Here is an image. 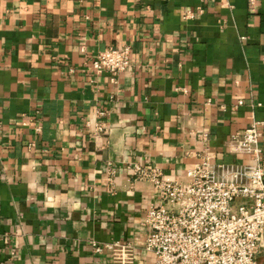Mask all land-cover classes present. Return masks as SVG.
<instances>
[{
	"label": "crops",
	"instance_id": "0c3cea01",
	"mask_svg": "<svg viewBox=\"0 0 264 264\" xmlns=\"http://www.w3.org/2000/svg\"><path fill=\"white\" fill-rule=\"evenodd\" d=\"M124 45L114 81L91 68ZM251 111L264 122V0H0V264H111L92 240L147 264L158 192L129 166L184 182L207 146L237 169L228 141Z\"/></svg>",
	"mask_w": 264,
	"mask_h": 264
},
{
	"label": "built area",
	"instance_id": "2783aa9c",
	"mask_svg": "<svg viewBox=\"0 0 264 264\" xmlns=\"http://www.w3.org/2000/svg\"><path fill=\"white\" fill-rule=\"evenodd\" d=\"M249 2L253 9L255 0ZM186 14L191 16L192 12ZM130 64L128 45L108 46L91 59V68L96 73L110 72L113 81ZM242 103V99H237L238 105ZM259 105L260 102L252 103ZM250 118L249 124L234 132L228 141L230 152L249 157V163L237 165V169L214 162L207 146L197 153L198 160L185 169L188 179L184 182L165 179L155 167L136 163L129 166L136 178L149 180L158 192L159 201L146 208L142 220L147 227L143 248L151 254L147 264H264L255 259L264 249L260 144L264 122L253 111ZM107 130L104 122L93 123V134ZM199 135L206 141V132ZM239 175L245 180H238ZM236 198L241 200L234 206ZM91 244L96 252L107 249L111 264L134 262V245L130 241L114 240L100 245L92 240Z\"/></svg>",
	"mask_w": 264,
	"mask_h": 264
},
{
	"label": "rangeland",
	"instance_id": "374dc122",
	"mask_svg": "<svg viewBox=\"0 0 264 264\" xmlns=\"http://www.w3.org/2000/svg\"><path fill=\"white\" fill-rule=\"evenodd\" d=\"M241 199L240 198H236L233 202V205L235 206ZM255 259L258 261V262H263L264 261V249L263 251L258 254L257 256H255Z\"/></svg>",
	"mask_w": 264,
	"mask_h": 264
}]
</instances>
